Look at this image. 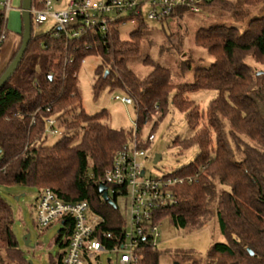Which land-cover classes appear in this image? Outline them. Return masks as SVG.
<instances>
[{
	"label": "trees",
	"instance_id": "obj_1",
	"mask_svg": "<svg viewBox=\"0 0 264 264\" xmlns=\"http://www.w3.org/2000/svg\"><path fill=\"white\" fill-rule=\"evenodd\" d=\"M261 5L264 0H211L202 9L232 12L235 20L245 21ZM186 14L187 10L179 9L170 18ZM129 22L138 29L123 40L121 29ZM146 29L144 15L135 12L113 22L105 34L91 32L79 39L53 29L35 36L32 29L21 64L0 90V188L50 189L65 203L87 202L103 219L101 230L114 235L104 241L108 248L124 243L126 219L117 204L114 207L103 199L100 186L116 152L134 135L110 128L107 111L91 115L83 107L79 71L87 57L97 56L101 62L95 70V95L110 88L131 97L137 137L155 114L163 121L171 104L185 114L192 132L188 140L177 139L175 145L181 152L199 149L193 163L174 173L194 180L175 188L177 205L162 211L155 222L160 225L168 217L178 229L195 231L217 218L225 242L210 247L206 264H264V74L254 73L248 63L251 59L264 65V13L243 32L224 25L199 29L195 45L206 50L214 63L196 69L191 85H174L171 71L149 58L145 64L153 70L147 77L139 78L129 69L128 63L141 53ZM10 34L0 4V55ZM22 34L23 29L20 45L0 77L18 54ZM194 62H182V75ZM201 91L217 92L205 111L188 99ZM49 120L63 131L53 145H47ZM61 222L56 241L61 253L51 264H64L74 230L73 220ZM12 225L11 208L0 195V252L13 264H29L17 248ZM146 235L137 250L142 264H159L161 253L153 237ZM175 255L200 264L192 252Z\"/></svg>",
	"mask_w": 264,
	"mask_h": 264
},
{
	"label": "rangeland",
	"instance_id": "obj_2",
	"mask_svg": "<svg viewBox=\"0 0 264 264\" xmlns=\"http://www.w3.org/2000/svg\"><path fill=\"white\" fill-rule=\"evenodd\" d=\"M22 1L11 0L8 7L6 0H0V4L5 8L8 20V31L10 33L22 30ZM72 0H57L52 5V11L59 12L66 10ZM104 1V0H98ZM150 7L143 9L148 29L144 33L140 55L128 63L131 69L139 78L147 77L153 70L152 66L145 64L149 58L154 63L165 67L171 71L172 83L174 85H191L194 82L196 69L210 68L214 63V58L206 50L195 45V33L201 28H210L217 25L235 27L240 32L245 31L248 23L259 18L264 13V5L251 11L249 18L245 21H237L232 17V12L221 9H202L198 14L188 12L182 18H168L163 21H150L146 15ZM55 22L49 18L39 29L34 30L35 36L45 35L51 32ZM138 29L135 23L129 22L121 29V38L128 40L130 34ZM8 40L4 47L8 45ZM20 45V39L16 44L14 53ZM193 59L195 62L185 75L181 73L182 62ZM101 59L97 56H90L83 62L78 77V87L82 97L85 111L91 115L107 111V125L114 130H124L127 133L135 129L137 114L135 104H125L120 99L129 97L119 90L106 88L98 95L94 92L95 70L100 65ZM249 65L254 73L264 74V65L257 64L249 59ZM215 91H201L188 96L199 106L201 111H205L210 102L216 98ZM119 98V100H117ZM157 124V127H155ZM48 134L47 145L55 144L63 135ZM154 135L155 140L148 146L147 140L150 135ZM192 132L188 128L185 114L179 112L171 104L169 112L163 121H159L157 114L146 123L138 134L140 142L149 149L150 158L148 163V175L157 176L174 173L183 167L193 163L199 154L198 148L181 152L180 147L175 145L178 139L180 142L188 140ZM160 155L162 158L157 165H154V158ZM0 195L10 206L13 215L12 232L17 241V248L22 252L25 260L29 264H51L61 253V248L56 244L59 231L63 228L61 221H56L47 228H41L36 220V206L39 198V190L27 186L1 187ZM18 198V200H17ZM119 209L128 221V213L125 211L124 201L118 202ZM128 230H130L128 228ZM159 237L155 245L161 253L160 262L167 264H192L190 261L181 260L175 252H192L200 264H206L207 253L210 247L217 243H224L225 237L222 235L218 219L214 218L209 224L199 230L178 229L170 218H164L159 225ZM26 234L31 235L30 246L27 247L23 240ZM108 260L116 263L115 253L103 252L98 260H93L92 264H110ZM0 264H13L7 259L3 252H0Z\"/></svg>",
	"mask_w": 264,
	"mask_h": 264
},
{
	"label": "built area",
	"instance_id": "obj_3",
	"mask_svg": "<svg viewBox=\"0 0 264 264\" xmlns=\"http://www.w3.org/2000/svg\"><path fill=\"white\" fill-rule=\"evenodd\" d=\"M56 1L37 0V5L32 4V27L39 29L51 18L56 24L53 30L79 39L91 32L107 33L113 22L131 12L144 15L146 6L150 7L146 15L148 20L163 21L179 9L198 14L202 11V4L211 0H72L66 10L54 12L52 5ZM10 3L11 0H6L5 6L8 7ZM40 5L44 8H39ZM120 100L125 104H134L131 97ZM47 131L51 135L61 134L55 120L48 121ZM137 132L136 123L133 139L116 152L111 168L101 183L107 188L110 200L116 197V202L113 201L117 206L120 200L124 201L129 220H126L123 244L108 248L104 241L112 240L114 235L101 230L103 219L91 211L87 202L65 203L50 189L39 192L36 220L41 228H47L64 218L74 222L64 264H92L107 251L117 256L116 263L110 260V264H142V257L137 251L141 239L145 240L147 233L153 237L155 244L159 237V225L155 220L162 211L177 205L175 188L194 180L191 176H174L175 172L163 176L148 175V163L153 160L149 149L138 139ZM154 140L151 134L147 142L151 144Z\"/></svg>",
	"mask_w": 264,
	"mask_h": 264
},
{
	"label": "water",
	"instance_id": "obj_4",
	"mask_svg": "<svg viewBox=\"0 0 264 264\" xmlns=\"http://www.w3.org/2000/svg\"><path fill=\"white\" fill-rule=\"evenodd\" d=\"M33 0H23L22 1V21H23V34H22V45L21 48L16 55V57L13 59L7 70L4 72V74L0 77V90L4 88L7 84V82L11 79V77L16 73L19 65L21 64L23 57L27 51L29 42L32 39V18H31V13L30 10L32 8ZM160 155H156L154 158V165H157L159 161L161 160ZM100 192L103 195V199L105 201H108L111 205L116 207V203L113 200L109 199L108 193H107V188L105 186H100ZM18 200V198H17ZM23 240L25 242V245L27 247L30 246L31 242V235L26 234L23 237ZM110 263V260H108Z\"/></svg>",
	"mask_w": 264,
	"mask_h": 264
},
{
	"label": "crops",
	"instance_id": "obj_5",
	"mask_svg": "<svg viewBox=\"0 0 264 264\" xmlns=\"http://www.w3.org/2000/svg\"><path fill=\"white\" fill-rule=\"evenodd\" d=\"M22 29H23V26H22ZM21 32H22V30L20 32H18V30H17L16 33H11L10 34V37H9V40H8L9 41L8 45L6 47H3L2 51H1V55H0V71L12 59V57L14 55V50H15L16 44H17L18 39H19V34ZM159 264H167V263L166 262L161 263L159 261Z\"/></svg>",
	"mask_w": 264,
	"mask_h": 264
}]
</instances>
